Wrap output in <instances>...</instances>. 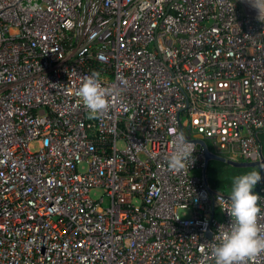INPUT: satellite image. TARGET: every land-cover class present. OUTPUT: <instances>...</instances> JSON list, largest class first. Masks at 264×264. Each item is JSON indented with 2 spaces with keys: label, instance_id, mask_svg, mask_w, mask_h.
Wrapping results in <instances>:
<instances>
[{
  "label": "built area",
  "instance_id": "1",
  "mask_svg": "<svg viewBox=\"0 0 264 264\" xmlns=\"http://www.w3.org/2000/svg\"><path fill=\"white\" fill-rule=\"evenodd\" d=\"M256 17L245 0H0V264H215L229 195L197 140L264 168ZM93 72L95 117L77 95ZM180 131L195 151L172 171ZM258 197L264 234V178Z\"/></svg>",
  "mask_w": 264,
  "mask_h": 264
},
{
  "label": "clouds",
  "instance_id": "2",
  "mask_svg": "<svg viewBox=\"0 0 264 264\" xmlns=\"http://www.w3.org/2000/svg\"><path fill=\"white\" fill-rule=\"evenodd\" d=\"M255 10L257 19L264 22V0H245ZM119 94L118 89H114ZM77 95L91 116H98L108 107V90L102 86L100 74L93 72L83 77ZM195 144L187 139L183 131L174 137V149L168 156V168L172 171L184 169L193 157ZM264 168L249 170L235 176L225 212L230 224L219 234L211 248L215 264H244L246 258L264 252V234L258 224V193L256 185L264 178Z\"/></svg>",
  "mask_w": 264,
  "mask_h": 264
},
{
  "label": "trees",
  "instance_id": "3",
  "mask_svg": "<svg viewBox=\"0 0 264 264\" xmlns=\"http://www.w3.org/2000/svg\"><path fill=\"white\" fill-rule=\"evenodd\" d=\"M258 140L261 143L264 154V130L258 134ZM209 148L212 149L209 144ZM251 168L235 167L222 160L212 159L207 166V178L210 186L217 191L230 195L232 180L235 176L243 174ZM262 181L258 183L259 187Z\"/></svg>",
  "mask_w": 264,
  "mask_h": 264
},
{
  "label": "water",
  "instance_id": "4",
  "mask_svg": "<svg viewBox=\"0 0 264 264\" xmlns=\"http://www.w3.org/2000/svg\"><path fill=\"white\" fill-rule=\"evenodd\" d=\"M197 141L204 147L205 159H206L205 174H206V180L208 183H209V181L207 178V166H208L209 161L212 159L222 160V161H224V162H226L232 166H235V167H258L259 168L258 162L236 161V160H231L225 156L213 153L212 151H210V149L207 146V143L201 137ZM259 189H260V187L257 184L254 191H256L258 193Z\"/></svg>",
  "mask_w": 264,
  "mask_h": 264
},
{
  "label": "rangeland",
  "instance_id": "5",
  "mask_svg": "<svg viewBox=\"0 0 264 264\" xmlns=\"http://www.w3.org/2000/svg\"><path fill=\"white\" fill-rule=\"evenodd\" d=\"M211 147H212V146H211ZM251 169L253 170V169H259V168H258V167H253V168H251ZM197 173H198V172H197ZM184 211H185V210H183V209H180V210H179L180 214H183ZM186 213L188 214V211H187Z\"/></svg>",
  "mask_w": 264,
  "mask_h": 264
},
{
  "label": "crops",
  "instance_id": "6",
  "mask_svg": "<svg viewBox=\"0 0 264 264\" xmlns=\"http://www.w3.org/2000/svg\"><path fill=\"white\" fill-rule=\"evenodd\" d=\"M245 168H253V167H245ZM262 181V180H261Z\"/></svg>",
  "mask_w": 264,
  "mask_h": 264
}]
</instances>
